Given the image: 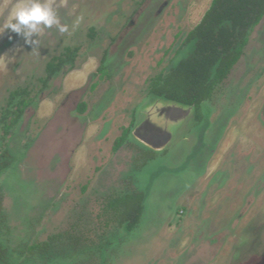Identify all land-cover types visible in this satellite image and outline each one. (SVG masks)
Masks as SVG:
<instances>
[{"label":"rangeland","instance_id":"obj_1","mask_svg":"<svg viewBox=\"0 0 264 264\" xmlns=\"http://www.w3.org/2000/svg\"><path fill=\"white\" fill-rule=\"evenodd\" d=\"M210 1L56 0L65 32L43 28L37 43L0 32L9 264H264V17L199 126L187 116L160 150L133 134L159 103L150 81L190 53L183 40ZM15 3L0 0V27ZM66 47L73 53L45 79ZM21 87L32 102L5 129L9 94ZM133 191L145 197L130 231L103 208ZM36 242L48 245L26 249Z\"/></svg>","mask_w":264,"mask_h":264},{"label":"trees","instance_id":"obj_2","mask_svg":"<svg viewBox=\"0 0 264 264\" xmlns=\"http://www.w3.org/2000/svg\"><path fill=\"white\" fill-rule=\"evenodd\" d=\"M264 17V0H211L200 21L188 32L185 42H192V52L181 58L166 74L158 73L150 81V91L167 100L181 103H199L209 98L215 86L227 77L243 53L247 35ZM92 32L93 29L91 28ZM73 51L66 47L60 55L52 56L45 70L48 79L57 72ZM104 74L105 71L102 70ZM32 102L27 87L17 88L9 94L4 117L5 129L11 127L24 109ZM80 111L84 106L79 107ZM129 128H124L113 144L117 150L127 139ZM1 165V163H0ZM144 196L133 191L107 199L103 213L108 220L132 230L143 211ZM5 216L0 196V233ZM48 242L33 243L26 249L33 252L45 249ZM9 249L0 237V264H9Z\"/></svg>","mask_w":264,"mask_h":264},{"label":"clouds","instance_id":"obj_3","mask_svg":"<svg viewBox=\"0 0 264 264\" xmlns=\"http://www.w3.org/2000/svg\"><path fill=\"white\" fill-rule=\"evenodd\" d=\"M55 4L56 0H17L0 32L10 29L26 43H37L32 37L40 34L43 28L55 25L60 32H65L67 29L59 20Z\"/></svg>","mask_w":264,"mask_h":264},{"label":"water","instance_id":"obj_4","mask_svg":"<svg viewBox=\"0 0 264 264\" xmlns=\"http://www.w3.org/2000/svg\"><path fill=\"white\" fill-rule=\"evenodd\" d=\"M157 98L158 107L146 110V116L136 125L133 134L148 147L160 150L172 138V127L187 118L193 107L178 105L163 97Z\"/></svg>","mask_w":264,"mask_h":264},{"label":"flooded vegetation","instance_id":"obj_5","mask_svg":"<svg viewBox=\"0 0 264 264\" xmlns=\"http://www.w3.org/2000/svg\"><path fill=\"white\" fill-rule=\"evenodd\" d=\"M201 19V18H200ZM200 21V20H199ZM198 21V22H199ZM197 22V23H198ZM196 23V24H197ZM195 24V25H196ZM257 26V25H256ZM255 26V27H256ZM254 27V28H255ZM254 28H252L251 30H250V32L248 33V35H247V42H246V44H245V46H244V48L247 46V44H248V42H249V38H250V35H251V32L253 31V29ZM188 34V33H187ZM187 34H186V36H187ZM186 36H185V38H186ZM185 38H184V40H183V42L185 43V44H191V51H190V53L192 52V49H193V43L192 42H185ZM244 48H243V53H244ZM190 53H188L187 55H185L184 57H187ZM243 53H242V55H243ZM242 55H241V57H242ZM240 57V58H241ZM181 58H183V57H181ZM180 58V59H181ZM240 58H239V60H240ZM179 59V60H180ZM178 60V61H179ZM238 60V61H239ZM238 61H237V63H238ZM236 63V64H237ZM235 64V65H236ZM234 65V66H235ZM233 66V67H234ZM233 67H232V69H233ZM232 69L230 70V72H229V74L227 75V77L226 78H224L221 82H219L216 86H215V88H214V91H213V93H212V95L209 97V98H207V99H205V100H203V101H201L200 103H199V105H196L195 103H179V102H175V101H172V100H168V101H170V102H173V103H176V104H178V105H182V106H186V107H193V109L191 110V113H190V116H191V114H192V116H191V118H192V121H193V123H192V127H193V124H194V126L195 127H197V126H199L203 121H204V111H203V109H202V104L205 102V101H207V100H209L212 96H213V94H214V92L216 91V89H217V87L221 84V83H223L227 78H228V76L230 75V73H231V71H232ZM149 93L151 94V96H153L154 98H156V100H158V98L157 97H160V96H157V95H155V94H153L151 91H150V86H149ZM154 107H158V105L156 104V105H154ZM131 131V129L129 128V132ZM129 134V133H128ZM121 147V146H120ZM119 147V148H120ZM118 148V149H119ZM112 149H113V147H112ZM117 149V150H118ZM116 151V150H115ZM0 163H1V165H0V167H2L3 165H4V162L3 161H1L0 160ZM142 192V191H141ZM143 193V196H144V192H142ZM145 197V196H144ZM2 206H3V203H2ZM143 208H144V200H143Z\"/></svg>","mask_w":264,"mask_h":264}]
</instances>
